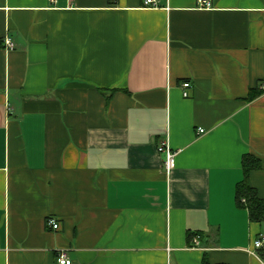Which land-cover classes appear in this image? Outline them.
<instances>
[{"label": "crops", "instance_id": "crops-1", "mask_svg": "<svg viewBox=\"0 0 264 264\" xmlns=\"http://www.w3.org/2000/svg\"><path fill=\"white\" fill-rule=\"evenodd\" d=\"M144 1L0 0V264H264V0Z\"/></svg>", "mask_w": 264, "mask_h": 264}, {"label": "built area", "instance_id": "built-area-1", "mask_svg": "<svg viewBox=\"0 0 264 264\" xmlns=\"http://www.w3.org/2000/svg\"><path fill=\"white\" fill-rule=\"evenodd\" d=\"M198 6L202 9H209L212 6L211 0H197ZM160 4V0H145V7L149 8H158ZM5 46L7 50H13L15 48L14 43L11 39L6 38ZM181 88L183 90V97H190V90L192 88V84L190 82H183L181 84ZM201 134L204 133V130L199 131ZM159 153L165 154V169L167 174H170L176 165V156L178 154L177 151H173L168 142H163L158 149ZM47 226L53 229H58L59 224L53 218H48ZM195 243L197 241L195 240ZM254 246L257 250L262 249L264 247V236H261L259 239L255 240ZM59 264H72V261L68 257V253L66 250H60L57 255Z\"/></svg>", "mask_w": 264, "mask_h": 264}, {"label": "trees", "instance_id": "trees-1", "mask_svg": "<svg viewBox=\"0 0 264 264\" xmlns=\"http://www.w3.org/2000/svg\"><path fill=\"white\" fill-rule=\"evenodd\" d=\"M244 180L237 185L236 199L240 208L247 209L252 222H264V200L258 195L257 190L250 184V175L261 170L260 160L252 155L243 158Z\"/></svg>", "mask_w": 264, "mask_h": 264}]
</instances>
